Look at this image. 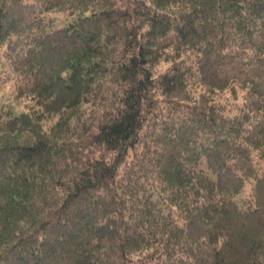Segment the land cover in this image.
Here are the masks:
<instances>
[{
  "label": "trees",
  "instance_id": "16d2710c",
  "mask_svg": "<svg viewBox=\"0 0 264 264\" xmlns=\"http://www.w3.org/2000/svg\"><path fill=\"white\" fill-rule=\"evenodd\" d=\"M7 87L0 264H264V0H0Z\"/></svg>",
  "mask_w": 264,
  "mask_h": 264
},
{
  "label": "rangeland",
  "instance_id": "374dc122",
  "mask_svg": "<svg viewBox=\"0 0 264 264\" xmlns=\"http://www.w3.org/2000/svg\"><path fill=\"white\" fill-rule=\"evenodd\" d=\"M164 69V68H162ZM227 98V97H226ZM0 106H9L11 108H13V112L15 115L20 114L21 110V106H15L14 102L12 101L11 98V92L9 87H7L1 94H0Z\"/></svg>",
  "mask_w": 264,
  "mask_h": 264
}]
</instances>
